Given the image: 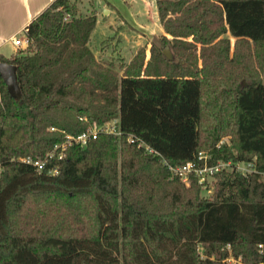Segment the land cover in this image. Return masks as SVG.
<instances>
[{"label":"trees","instance_id":"16d2710c","mask_svg":"<svg viewBox=\"0 0 264 264\" xmlns=\"http://www.w3.org/2000/svg\"><path fill=\"white\" fill-rule=\"evenodd\" d=\"M77 1L53 0L23 29L27 44L0 53L21 91L0 77V264H228L229 252L260 264L264 0H155L153 63L138 51L121 74L89 48L96 15ZM110 120L120 134L69 147L56 174L22 161ZM199 151L258 172L222 170L203 196L164 164Z\"/></svg>","mask_w":264,"mask_h":264},{"label":"rangeland","instance_id":"374dc122","mask_svg":"<svg viewBox=\"0 0 264 264\" xmlns=\"http://www.w3.org/2000/svg\"><path fill=\"white\" fill-rule=\"evenodd\" d=\"M77 8L83 16L92 13L96 15V26L88 46L100 62L113 63L121 74L134 55L143 50V66L153 63L154 59L150 58L152 44L164 34L155 0H78ZM17 37L21 38L20 35ZM233 41L231 38L232 47ZM17 49L18 47L8 45L4 52L9 56V53ZM170 52L172 53L171 49ZM120 65L123 66L122 69L118 68ZM213 183V179H210L206 187L202 186L203 196H209L213 192ZM225 260L228 264H245L240 257L235 258L230 252Z\"/></svg>","mask_w":264,"mask_h":264},{"label":"built area","instance_id":"2783aa9c","mask_svg":"<svg viewBox=\"0 0 264 264\" xmlns=\"http://www.w3.org/2000/svg\"><path fill=\"white\" fill-rule=\"evenodd\" d=\"M69 16L67 15L66 18ZM28 40L25 37L12 38V44L16 47L26 45ZM54 130V128H51ZM100 133H109L119 135L120 131L116 127V120H112L106 123L93 122L85 130L78 134L67 133L64 135L63 140L55 143L52 148L45 154L43 159L33 160L29 157L22 159L23 162L32 164L38 172H41L48 167L49 174H56L59 170L58 162L65 158L67 149L73 145L84 147L91 139L96 138ZM129 141L133 142L134 138L129 136ZM141 145V144H139ZM145 148L152 151L147 145ZM210 156L204 151H199L194 160L187 161L180 165H172L167 161L164 164L167 166L171 174L179 178L185 184H189L190 177L197 179V182L206 187L209 180L213 176L222 170H235L244 175L258 172L255 168L253 161L248 162H232V161H218L216 163H209ZM229 247V246H228ZM259 253L264 255V244H259ZM260 264H264L262 261Z\"/></svg>","mask_w":264,"mask_h":264},{"label":"crops","instance_id":"0c3cea01","mask_svg":"<svg viewBox=\"0 0 264 264\" xmlns=\"http://www.w3.org/2000/svg\"><path fill=\"white\" fill-rule=\"evenodd\" d=\"M53 0H0V53L12 44V38L24 36L23 29ZM11 54V53H9Z\"/></svg>","mask_w":264,"mask_h":264},{"label":"water","instance_id":"95a60500","mask_svg":"<svg viewBox=\"0 0 264 264\" xmlns=\"http://www.w3.org/2000/svg\"><path fill=\"white\" fill-rule=\"evenodd\" d=\"M163 54L167 59H173V55L170 52L169 47H166L163 50ZM0 77L3 79L7 87V91L11 95V97L20 100L21 91L17 82L16 67L9 63L0 62Z\"/></svg>","mask_w":264,"mask_h":264}]
</instances>
